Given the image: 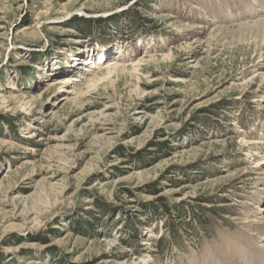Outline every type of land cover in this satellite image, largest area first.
I'll list each match as a JSON object with an SVG mask.
<instances>
[{
	"label": "rangeland",
	"instance_id": "obj_1",
	"mask_svg": "<svg viewBox=\"0 0 264 264\" xmlns=\"http://www.w3.org/2000/svg\"><path fill=\"white\" fill-rule=\"evenodd\" d=\"M263 19L0 0V264H264Z\"/></svg>",
	"mask_w": 264,
	"mask_h": 264
},
{
	"label": "bare ground",
	"instance_id": "obj_2",
	"mask_svg": "<svg viewBox=\"0 0 264 264\" xmlns=\"http://www.w3.org/2000/svg\"><path fill=\"white\" fill-rule=\"evenodd\" d=\"M253 1V0H252ZM248 4V3H247ZM248 6V5H247ZM250 6V5H249ZM260 9V8H259ZM255 11V10H254ZM260 11V10H259ZM254 13V15H256V11L255 12H251V15L250 16H252V14ZM259 14V13H258ZM256 27H257V30H256V32H255V37H259V38H261V42L262 43H264V19L263 20H260L259 22H257L256 24ZM253 28V27H252ZM254 29V28H253ZM251 35H252V33H251ZM258 39V38H257ZM96 67V66H95ZM90 71V70H89ZM65 82H69V79H68V77L67 78H65V80H64ZM73 81H75V80H73ZM49 85L51 86V85H53V81H51L50 83H49ZM257 142V144H259V143H263V141L262 140H260V139H257L256 140ZM251 143V142H250ZM261 163H264V161H262Z\"/></svg>",
	"mask_w": 264,
	"mask_h": 264
},
{
	"label": "trees",
	"instance_id": "obj_3",
	"mask_svg": "<svg viewBox=\"0 0 264 264\" xmlns=\"http://www.w3.org/2000/svg\"><path fill=\"white\" fill-rule=\"evenodd\" d=\"M156 212V211H155Z\"/></svg>",
	"mask_w": 264,
	"mask_h": 264
}]
</instances>
